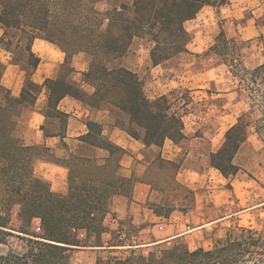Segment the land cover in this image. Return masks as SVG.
<instances>
[{"label": "trees", "instance_id": "obj_1", "mask_svg": "<svg viewBox=\"0 0 264 264\" xmlns=\"http://www.w3.org/2000/svg\"><path fill=\"white\" fill-rule=\"evenodd\" d=\"M103 1L108 0H0V46L10 52L11 61L27 70L38 64L30 50L37 37L56 44L67 58L78 51L90 56L82 75L93 91L47 79L49 110L45 113L51 115L54 109L60 116L59 101L71 95L112 112L117 127L146 147L159 149L150 157L143 181L160 194L157 202L147 200L148 208L167 219L175 209H191L195 201L194 191L176 180L181 161L165 159L160 151L165 140L180 143L185 138L183 118L192 101L183 100L175 108L174 100L166 94L149 98L138 74L120 62L129 54L135 37L151 42L153 66L186 52L191 34L184 22L194 19L204 6L218 8L228 0H124L99 9L97 5ZM16 34L25 40L20 50L19 44L12 48L11 36ZM203 55L215 56L239 89L247 92L248 110L237 117L218 150L209 155L210 165L230 178L240 169L233 159L251 130L264 144V62L247 68L242 43L222 27ZM3 66L0 60V76ZM33 88L27 80L19 96H14L0 82V245L7 247L0 251V264H71L72 252L80 248L95 250L93 264H264V237L249 228H243L238 236L227 233L212 249L192 250L181 242L164 246L153 238L148 242L129 238L130 232L145 229L133 218L125 229L124 220H117L112 213L118 226L111 228L105 220L112 212L114 197H129L134 183L117 173L123 149L99 138L100 128L92 122L82 139L109 152L104 164L76 154L60 162L46 146L25 145L16 130L23 110L35 104ZM64 122L63 117L58 131L61 139L65 137ZM37 156L67 167L65 193L53 191L33 175ZM179 191L191 196L189 203L179 204ZM15 206L17 227L11 224ZM104 234L108 238H103ZM9 237L21 242L19 250L10 246Z\"/></svg>", "mask_w": 264, "mask_h": 264}, {"label": "crops", "instance_id": "obj_2", "mask_svg": "<svg viewBox=\"0 0 264 264\" xmlns=\"http://www.w3.org/2000/svg\"><path fill=\"white\" fill-rule=\"evenodd\" d=\"M100 5L102 9H108L112 7V0L100 2ZM11 40L13 50L17 48L16 44H19V50L25 45V40L20 38V34L11 36ZM141 40L145 48L147 45L149 46L144 63L150 65V68L159 66H153L150 61L151 42L146 39ZM135 41L133 38L131 44ZM135 43L139 46V41ZM30 50L38 58V64L27 70L23 65L11 61L10 52L0 46V60L4 64L0 76L1 84L9 89L12 95L19 96L25 82L29 80L33 84L34 90L32 89V91L36 96L34 106L25 108L19 117L16 134L25 145L46 146L50 150L51 156L60 162H64L71 155L76 154L90 158L95 164H104L109 152L82 139L89 132L88 122L96 124L100 128V132H97L99 138L123 149L117 173L134 180L129 198L119 195L114 197L117 199H113L115 210L121 215L129 214L136 222L140 223L147 219V214L143 213L147 210L151 213L149 219V222L153 223L151 227L161 226L164 227L165 232H168L170 228L173 229L178 219H184L190 213L198 210L201 214L205 209L217 211L215 220L208 217L202 219L200 227L203 228L228 217L236 219L242 213L254 212L264 205V201L256 203L252 199V195L256 193L253 182L259 183L254 178H241L242 174L247 175L248 171L244 166L241 167L235 162L240 150L246 147L248 137L233 159L234 163L240 167L238 173L231 178H225L209 162L210 153L216 152L221 145H216V133L212 129L208 134L199 130L202 125V117L189 112L183 118L185 138L180 143L169 139L165 140L160 151L165 159L181 161L176 173V180L194 191L195 201L191 209L187 211L175 209L167 219L155 215L147 206V200L151 199L153 191L150 185L143 181V177L147 172L150 157L159 149L154 146L146 147L140 140L132 138L117 127L112 112L91 107L71 95H65L59 101L57 110L61 113L60 116L55 113L54 109L51 115L45 113L49 110V91L44 85L47 79L72 83L87 93L93 91V88L84 82L82 75L89 66L90 56L85 52L78 51L67 58L65 52L56 44L38 37L30 43ZM129 54L123 57L120 63L122 66L137 71L135 65L129 63L131 57H136V53L129 52ZM63 117L65 119V137L61 139L58 131L61 128ZM32 167L33 175L45 181L53 191L66 192L67 167L38 156L33 159ZM180 235L155 236V240L167 242Z\"/></svg>", "mask_w": 264, "mask_h": 264}, {"label": "rangeland", "instance_id": "obj_3", "mask_svg": "<svg viewBox=\"0 0 264 264\" xmlns=\"http://www.w3.org/2000/svg\"><path fill=\"white\" fill-rule=\"evenodd\" d=\"M121 1L124 0H112L111 6L117 5ZM97 7L102 9L100 3ZM184 27L191 34V41L187 44L186 52L155 68H150V65L144 63L149 46L147 45L145 48L142 38L135 37V40L139 41V46L135 43L136 41L131 44L130 52L136 53V57H131L129 63L135 65L137 70L135 72L141 79L144 92L149 98L166 94L171 100H174L175 108L180 107L184 103L183 100L191 99L192 102L188 105L190 113L202 117V125L199 130L208 134L212 129L216 133V145H219L224 141V134L229 126L236 122L239 115L248 110L247 92L239 89L236 79L225 65L215 56L205 57L203 52L213 43L222 27L229 37L242 43V59L247 68L252 69L263 63L264 0H228L227 4L218 8L205 6L194 19L185 21ZM171 92L172 94H170ZM246 144V147H243L238 153L235 162L241 167L244 166L248 171L247 175H240L241 178H254L259 183L253 182L256 193L252 195V199L259 203L264 201V144L252 130L248 134ZM159 198L158 192H153L151 195L153 202H157ZM177 199L180 205H184L190 202L191 196L184 191H179ZM16 212L17 206L13 208L11 216V224L14 227L19 224ZM112 213L116 214L117 220H124V228L128 229V222L133 216L124 213L121 215L115 210L113 203L112 212L107 215L105 220L113 229H116L118 224L117 220H113ZM143 213L147 214V219L140 223L145 226V229L130 232L129 238L148 242L152 238L155 239V236L168 237L181 234L162 244L170 246L181 242L192 250L199 247L212 249L218 240L226 237L227 233L238 236L242 234L243 228L256 230L264 237V205L254 212L242 213L236 219L228 217L203 228L200 227L202 219L208 217L215 220L217 211L205 209L201 214L198 210L190 213L184 219H178L173 229L170 228L168 232H165L164 227L161 226L152 228L153 223L149 222L151 213L147 210ZM143 218H145L144 215ZM37 223L35 220L36 229L38 228ZM103 238H108V235L104 234ZM8 242L16 250L21 248V242L16 237H9ZM6 248V246L0 245V251L6 250ZM95 254V250L89 248L76 249L72 252L70 263L93 264Z\"/></svg>", "mask_w": 264, "mask_h": 264}]
</instances>
